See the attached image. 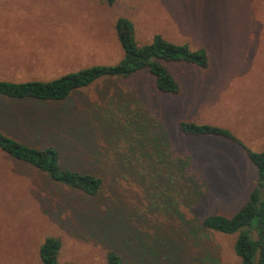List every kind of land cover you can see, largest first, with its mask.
Wrapping results in <instances>:
<instances>
[{
	"label": "rangeland",
	"instance_id": "rangeland-1",
	"mask_svg": "<svg viewBox=\"0 0 264 264\" xmlns=\"http://www.w3.org/2000/svg\"><path fill=\"white\" fill-rule=\"evenodd\" d=\"M117 18L132 23L136 45L157 34L203 48L208 66L164 64L178 84L176 96L157 91L141 72L99 80L59 103L0 98L2 134L35 148L53 146L61 169L101 180L98 194L86 197L0 151V264H40L45 237L59 240V262L105 264L106 252L114 250L123 264H169L156 246L163 242L176 252L172 264H239L234 235L196 225L208 214L230 216L241 205L254 179L244 149H264V0H116L110 6L104 0H0V80L47 81L117 62ZM103 109L120 126L127 114L132 129L144 128L142 138L159 132L165 140L130 149V137L110 136L91 119ZM179 121L223 128L240 145L183 136ZM157 153L163 163L190 155L195 171L201 156L207 158L206 183L190 210L179 199L170 212L160 209ZM109 225L116 231L106 238ZM126 230L139 242L124 239Z\"/></svg>",
	"mask_w": 264,
	"mask_h": 264
},
{
	"label": "trees",
	"instance_id": "trees-1",
	"mask_svg": "<svg viewBox=\"0 0 264 264\" xmlns=\"http://www.w3.org/2000/svg\"><path fill=\"white\" fill-rule=\"evenodd\" d=\"M104 1L110 6L116 0ZM113 27L122 52V56L117 62L81 68L47 81L10 82L0 80V98L38 104L59 103L68 99L72 93L85 89L99 80L126 79L141 72L148 74L157 91L176 96L179 93L178 84L164 64L183 63L202 70L208 66L207 53L203 48L191 50L186 44L170 43L157 34L153 35L147 44L138 46L134 41V28L129 20L117 18ZM103 110L100 111V115L94 112L95 115L92 114L91 119L112 132L110 136L116 135V137L124 139L130 137L127 139L130 149L144 151L150 146L146 147L147 142L152 141L154 144L161 145L165 140V136L159 132L156 134L161 135V138L155 134L152 140L142 138L144 128L136 126L137 128L132 129L133 124L129 123L130 119L126 120L127 114L124 117L125 122L120 126V120L114 119L112 114ZM177 130L183 136L219 137L237 146L240 145L227 130L217 126L179 121ZM80 131L83 134L86 133L83 125L80 126ZM0 151L15 161L45 174L52 182L69 190L79 192L86 197H94L98 194L101 180L85 171L61 169L59 151L53 146L48 145L42 148L27 146L0 132ZM244 152L248 163L254 169V179L245 200L230 216L208 214L203 216L196 226L208 232L234 235L232 252L239 264H264V149L260 152L244 149ZM156 156L158 158L152 159V161L163 163L166 160L161 159L160 153H157ZM201 159V167L197 166L199 168L197 171L191 168L193 161L190 155L183 159H167V162L163 163L162 172L155 177L159 187L158 195L162 202L160 206L162 211L173 210L176 207L174 200L177 199L185 202V207L189 210L197 204L202 193L198 187H203L206 183L204 162L206 163L207 158L202 155ZM196 161L199 164V158ZM208 172H211L210 168ZM199 181L200 186H197ZM192 187L195 189L192 190ZM178 220L181 224L185 222L180 214H178ZM105 230L107 232L103 235L106 238H109L110 235L114 236L116 231L110 225L105 226ZM117 230L120 231V228ZM122 237L129 239L134 244L139 242V238L136 236L134 238H131V234L129 236L128 230ZM159 244L156 243L157 248L166 251H163L164 255L168 254L169 256L165 259L169 264H172L175 250L167 248L163 242ZM59 249L60 243L57 238L45 237L37 251L40 264H75L59 262L57 259ZM105 264H123V262L114 250H109L105 254Z\"/></svg>",
	"mask_w": 264,
	"mask_h": 264
}]
</instances>
